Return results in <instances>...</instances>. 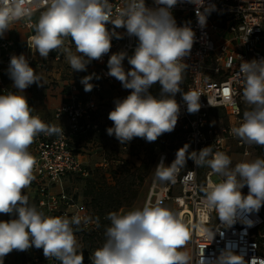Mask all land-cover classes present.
<instances>
[{
    "label": "clouds",
    "instance_id": "1",
    "mask_svg": "<svg viewBox=\"0 0 264 264\" xmlns=\"http://www.w3.org/2000/svg\"><path fill=\"white\" fill-rule=\"evenodd\" d=\"M181 0H153L148 7L145 0H126L113 22L110 0H44V10L34 23L33 46L42 58L62 49L73 72L87 71L93 60H100L111 49L113 37L107 24L126 29V34L137 38L133 54L125 51L110 55L107 75L131 90L123 99L114 100L108 113L112 127L106 128L120 144L133 138L155 142L165 133H171L177 124L180 106L175 95L181 93L188 113L199 110V97L194 92L182 93L180 84L188 56L195 42L191 21L177 26L171 9ZM195 6L198 26H206L207 17L216 10L204 0H183ZM33 7L39 0H0V38L10 25L20 18L31 19ZM203 9V11H201ZM70 38L75 53L64 47ZM127 59L129 70L123 61ZM240 72L245 85L243 97L251 105L244 112L243 122L232 133L249 144L264 146V59L242 61ZM7 74L12 89L0 94V214L9 215L0 221V264L13 250L27 251L31 247L43 250L46 258H55L60 264H83V251L74 234L73 225L80 219L67 216H48L29 203L24 194L35 179L36 159L28 150L41 133L62 134V127L48 125L33 115L24 90L32 84L42 86L41 76L29 66L23 55H11ZM99 79L95 73L81 78L85 92L93 90L90 82ZM160 86L159 96L149 89ZM64 136V135H63ZM189 145L176 153L170 165L155 166L156 177L171 180L178 166L186 163ZM211 156V159L208 157ZM196 167H210L223 179L206 191V201L214 207L223 222L231 224L237 210L258 212L264 205V158L237 163L231 167V158L223 152H212L211 146L193 151L187 157ZM247 186V195L241 189ZM110 224L105 228V241L95 249L91 264H189L190 255L182 251L189 239L187 225L179 214L163 206L162 201L147 202L142 208L125 214L110 212ZM252 226V221L248 222ZM253 259L250 264H256ZM264 264V260H260ZM212 264H245L242 256L223 251Z\"/></svg>",
    "mask_w": 264,
    "mask_h": 264
},
{
    "label": "built area",
    "instance_id": "2",
    "mask_svg": "<svg viewBox=\"0 0 264 264\" xmlns=\"http://www.w3.org/2000/svg\"><path fill=\"white\" fill-rule=\"evenodd\" d=\"M204 2L205 5L214 4L216 10L207 17L203 29L197 24L194 5L181 0L171 9L177 26L191 21V27L196 34L189 55L183 58L186 67L182 73L187 77L184 93L194 92L200 96L198 100L200 108L191 114L187 112L182 96L176 100L180 106L177 124L186 132V138L191 141L193 151L196 152L211 146L213 153H224V144L230 141L233 145L231 153L244 157L236 160V165L251 161L250 159L257 154L254 149L256 144H249L237 138L232 129L240 126L244 112L252 107L243 97L245 80L240 72V64L242 61L264 59V0H204ZM110 3L113 6L110 20L114 24L126 0H110ZM145 4L148 7L154 6L153 0H145ZM43 10L44 0H39V7H33L32 14ZM19 22L26 29H31L34 25L31 20L20 18L11 24L10 28ZM106 28L115 31L122 38L113 37L110 52L100 60H93L87 66V71L66 85L67 96L55 111L56 119L66 120L67 127L62 124L55 125L62 127L64 136L41 133L28 149L36 159L33 171L35 179L31 182L35 191L33 205L48 216L79 218L80 224L73 225L76 237L80 231L93 228L94 222L88 218L87 208L64 189L53 193L51 188L63 179L87 175L81 154L74 153L68 142L77 133L97 129V124L90 121V117L98 109L101 93L108 85H120L119 81L107 75V61L110 55L119 51H125L131 56L137 44V38L128 36L126 29L116 28L110 23ZM30 44L33 45V42ZM74 46L69 38L65 40L64 47L73 49ZM15 52V46L7 31L0 38V94L11 90L7 85V82L11 81L7 69L10 56ZM26 58L29 63L32 62L31 57ZM50 59L55 64H61L66 60V54L62 49L56 50L51 52ZM122 63L126 71L131 68L127 59ZM92 73L100 78L90 81L94 88L90 92H85L80 80ZM216 109L221 110L226 123L218 126L212 124V111ZM40 119L45 122L43 118ZM257 146L261 149V157L264 158V146ZM160 162H164V156ZM197 170L198 167L194 163L190 169L183 172L178 167L173 179L168 183L159 184L156 177L147 202L155 203L159 200L165 207L169 202H173L175 208L172 211L178 213L182 220L188 216L184 223L189 232L191 264H212V261L226 250L242 256L245 264H250L253 259H259L256 264H261L260 260H264L262 232L264 207L258 212L251 213L237 210L231 224L223 222L218 211L206 201V191L215 184L211 180L215 173L210 169L204 182L200 183ZM222 179L221 176L220 181ZM175 186L178 187L179 193H173ZM249 221H252V226H249ZM27 258L29 264H60L55 258H46L43 250L37 248L34 254L28 251ZM83 264L91 263L88 258H84Z\"/></svg>",
    "mask_w": 264,
    "mask_h": 264
},
{
    "label": "rangeland",
    "instance_id": "3",
    "mask_svg": "<svg viewBox=\"0 0 264 264\" xmlns=\"http://www.w3.org/2000/svg\"><path fill=\"white\" fill-rule=\"evenodd\" d=\"M40 13H34L31 15V21L33 23L38 20ZM24 23V21H22ZM34 35V27L26 29L21 22L11 26L8 31V37L13 41L15 46L16 55L23 54L25 57H31L32 62L29 66L34 68L36 72L41 76L42 86L38 87L36 84H32L28 89L42 90L49 86L62 85L64 90L67 91L66 85L69 82H73L76 77L82 72H73L67 59L61 64H55L50 59L51 53L47 58H42L38 55L33 45L30 44L29 38ZM71 41V39L69 38ZM71 43H73L71 41ZM29 44V45H28ZM75 53V46L71 49ZM48 63V64H47ZM207 65V63H206ZM205 65V66H206ZM187 83V77L182 73V81L180 88L182 93L185 92ZM8 85V83H7ZM131 90L124 89L122 85L111 87V89L105 92V105L101 108V111L94 116L98 127L95 137L90 133L87 137H80L76 146L81 154L82 161L87 170L86 176H73L71 179H63L60 183H57L51 188L53 193L62 191L63 189L69 192L80 203H82L88 212V218L94 220L98 225V233L89 237H82L81 248L83 251H87L89 260L95 249L100 247L105 241V228L110 224V221L106 218L108 212L111 210L108 206L112 202L109 200L108 204L102 215H97L96 203H94L93 197H99L98 193L104 195H111L114 201H121L120 207L116 212L125 214L128 211L142 208L147 203L152 183L155 179V166L159 163L162 156H164V164L170 165L176 158V153L185 144L180 141V138L184 137L177 132V126L171 133L162 134L157 138L155 142H146L143 138H133L131 142L127 144H120L114 136H108L106 128L112 127V122L108 119V113L114 108V100L123 99ZM149 92L158 97L160 93V86L158 84L153 85L149 89ZM67 95L61 96V99H65ZM181 93L175 95V99L181 97ZM54 98V104L57 102V106H53L51 102H44L42 106L37 107L39 113L41 108L50 113V119L54 123L62 124L67 127L65 119H56L55 111L62 105V100ZM29 104V103H28ZM36 112V109L35 111ZM212 122L219 124L225 122V117L221 111L216 110L214 112ZM40 116V115H39ZM44 118V116H40ZM233 145L230 141L224 144V153L231 158V167L235 166L236 159L240 157L236 156L232 152ZM257 151V157H261V149L257 146L254 147ZM189 152L186 153V163L184 166H178L180 171L189 166V160L187 157ZM210 157V156H209ZM208 157V159H209ZM253 160V158H251ZM193 163V162H192ZM210 167L206 164L198 167V181L205 179L206 174L210 171ZM141 174H145V179L140 185L139 177ZM221 179V175L213 174L211 180L213 183H218ZM170 180L157 179L159 184L168 183ZM31 191L28 195L33 199L35 191L30 184ZM242 195H247L248 188L241 189ZM173 193H179L177 186L173 188ZM168 208L173 210L175 205L173 202H169ZM264 207L261 206L260 210ZM101 220V224L99 221ZM188 216H185L183 222H186ZM188 229V228H187ZM264 232V227L262 229ZM80 239V237H79ZM189 241L186 242L184 247L180 250L188 252ZM28 251L35 253V248H29ZM25 257V255H23ZM28 259V258H27ZM23 264H29V262L23 259ZM91 263V260H90ZM191 264V259L189 261Z\"/></svg>",
    "mask_w": 264,
    "mask_h": 264
},
{
    "label": "trees",
    "instance_id": "4",
    "mask_svg": "<svg viewBox=\"0 0 264 264\" xmlns=\"http://www.w3.org/2000/svg\"><path fill=\"white\" fill-rule=\"evenodd\" d=\"M120 85H121V83H120ZM120 85H118V86H120ZM111 87H116V86L108 85V86H106L104 88L103 92L101 93L100 98H99V103H98V109L95 112H93L91 114V117H90V121H92L93 123H96V121L94 120V116L97 113H99L101 111V108L104 107V105L106 104L105 103V92H106V90L111 89ZM64 92L67 93L65 90H64ZM213 112L214 111H212V113ZM176 126H177V132L181 136H182V134L184 136V137L180 138V141H182V143H184V144L189 145L188 152H189V155H190V153L193 152L192 143H191L190 140H188L186 138V132L178 124H176ZM97 127H98V125H97ZM97 132H99V128H98V131H96V130H94V131L93 130H86L85 132L77 133L76 135H74L73 137H71V140L68 142V144H69L70 148L72 149V151L74 153H80L79 150H78V147L76 146L77 142L79 141V138L80 137H87V135L90 134V133L93 134L92 137H95L96 134H97ZM209 159H210V157H209ZM188 160H189V166L186 167V168H184L183 171H185L187 169H190L192 167V162L193 161L191 159H187V161ZM197 178H198V170H197ZM69 179H71V178H69ZM144 179H145V174H141L140 173V177H139L140 185L143 183ZM199 182L200 183H203L204 182V179L201 180V181L199 180ZM98 195H99V197L94 196L93 197V200H94V203H96V207H97V210H98L97 215H99V216H101L102 215V212L106 208H108V207L111 208V210L108 213H110V212H116L117 209L122 204L121 201H116L115 202L114 199H112L111 195H104L103 193H98ZM109 200H111L112 202L110 203V206L107 207L106 205L108 204ZM93 222H94V224H93V228L92 229H89L87 231H80L78 233V235H77V241H78V244L80 245V247H81V239H82V237H84V236L89 237L91 235H96L98 233V225H97V223L94 220H93ZM99 223L101 224V220L99 221ZM79 237H80V239H79ZM82 251H83V249H82ZM87 256H88L87 251H83V257L84 258H87ZM88 259H89V257H88Z\"/></svg>",
    "mask_w": 264,
    "mask_h": 264
},
{
    "label": "crops",
    "instance_id": "5",
    "mask_svg": "<svg viewBox=\"0 0 264 264\" xmlns=\"http://www.w3.org/2000/svg\"><path fill=\"white\" fill-rule=\"evenodd\" d=\"M8 87L12 89V81H8ZM24 95L27 98V101L29 103V106L34 108V111L36 109V112L33 111V113H36L37 115L40 116H44V120L48 125H59L58 123H54L53 121H51L50 119V113H48L46 110H43L41 108V113L38 112L37 107L42 106V104L46 101L51 102L53 106H57V102H55L54 104V98H59L61 99V96L65 95L64 92V88L62 85L58 84L57 86H49L48 88L42 89V90H38V89H25L24 90ZM62 100V99H61ZM64 101V99L62 100V102ZM219 110V109H216ZM216 110H213L214 112ZM221 111V110H219ZM213 112V114H214ZM214 115L211 116V121L213 119ZM65 119V118H62ZM61 119V120H62ZM226 123V119L225 122H220L219 124H214L212 122L213 125L218 126L220 124H224ZM257 145H254V147ZM258 147V146H257ZM259 148V147H258ZM257 153V151H256ZM236 156L240 157L239 159L236 160H241L244 159V157H242L241 155L235 154ZM257 155V154H256ZM256 157V156H255ZM255 157L253 158V160L255 159ZM251 160V159H250ZM29 191H31V187H28L27 189L24 190V194H26L29 198V203L33 204V199L30 198V196L28 195ZM14 218L11 217L9 215H5V214H0V221H8L9 219ZM188 253L190 255V249L188 246ZM27 254H28V250L27 251H16L13 250L11 253L7 254L4 258V264H23L24 260L26 261L27 259ZM23 255H25V257H23Z\"/></svg>",
    "mask_w": 264,
    "mask_h": 264
},
{
    "label": "bare ground",
    "instance_id": "6",
    "mask_svg": "<svg viewBox=\"0 0 264 264\" xmlns=\"http://www.w3.org/2000/svg\"><path fill=\"white\" fill-rule=\"evenodd\" d=\"M33 36V35H32ZM32 36L29 38V41L32 42ZM156 173V172H155ZM155 178H156V175H155ZM199 232H201V230L199 229L198 230Z\"/></svg>",
    "mask_w": 264,
    "mask_h": 264
}]
</instances>
